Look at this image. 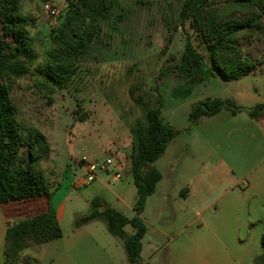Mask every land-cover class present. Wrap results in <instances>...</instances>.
I'll use <instances>...</instances> for the list:
<instances>
[{"label":"rangeland","instance_id":"rangeland-1","mask_svg":"<svg viewBox=\"0 0 264 264\" xmlns=\"http://www.w3.org/2000/svg\"><path fill=\"white\" fill-rule=\"evenodd\" d=\"M50 1L59 11L55 19L42 12L44 1H24L20 7L21 14L34 21L29 32L41 63L47 60V51L52 47L51 30L65 13L66 0ZM182 2L118 0L110 16L100 23L99 38L80 59L67 89L50 94L35 88L28 76L17 81L13 99L18 120L44 135L49 147L41 169L53 192L50 199L66 196L65 217L59 226L62 245L51 243L24 250L22 256L33 264H127L122 242L107 233L102 221L80 227L75 222L90 212L95 198L109 203L125 217L133 216L136 189L130 173L131 131L146 120L139 99L148 106L160 100L163 121L177 128L191 125V107L206 98L228 99L246 110L264 105V74L257 72L221 89L219 80L206 66L195 70L190 78L173 70L185 42L184 32L176 27ZM242 49L247 56L260 59L264 34L257 41L242 42ZM167 69L170 71L160 76ZM133 88L132 98L129 92ZM223 111L220 117L226 115ZM245 115L238 113L234 125L246 119ZM197 122L202 127L171 140L164 153L143 168L144 175L153 170L162 179L155 184V193L146 199L142 217L147 232L139 259L149 264H251L261 251L264 195L251 198L250 191L241 194L249 180L243 173L258 168L263 179L257 182L262 187L264 153L248 143L253 137L244 127L229 130L234 138L224 147L219 132V125L224 124L219 123V114ZM212 137L220 142L203 144V139ZM192 149L196 151L194 156ZM230 151L253 162L240 174L228 177L221 159ZM83 157L96 163L108 158L111 164L86 185L79 163ZM117 174L119 178L113 181ZM186 186L193 197L189 203L179 193ZM165 192H170V201L163 204ZM28 203L0 208V264L5 233L2 215L16 216L12 223L29 218L28 210L20 209H26ZM73 211L79 214L77 219ZM125 231L133 232L129 226Z\"/></svg>","mask_w":264,"mask_h":264},{"label":"trees","instance_id":"trees-1","mask_svg":"<svg viewBox=\"0 0 264 264\" xmlns=\"http://www.w3.org/2000/svg\"><path fill=\"white\" fill-rule=\"evenodd\" d=\"M24 1L34 0H0V205L46 198L47 208L6 231L3 264H32L30 258L22 256L24 250L62 237L50 203V185L41 169L49 147L44 135L18 120L13 99L17 81L28 76L35 88L50 94L67 89L80 59L98 40L100 23L118 4V0H66L62 20L51 30L52 47L47 51V60L41 63L29 32L34 21L20 11ZM263 17L264 0H183L176 27L184 32L185 42L173 70L183 78H190L195 70L206 66L212 77L224 83L257 72L264 74V54L254 59L242 49V42L257 41L264 34ZM133 92L134 88L130 89L131 97ZM137 103L145 108L146 120L138 122L131 131L130 173L136 189L133 216L125 217L108 206L99 212L97 208L103 202L95 198L90 203V212L75 222L80 227L90 221H102L107 233L122 242L127 264H143L139 255L146 228L139 215L161 177L153 170H147L144 175L143 168L157 160L179 134L163 121L160 100L151 106L142 104L140 99ZM222 109L232 114L241 110L229 100L206 98L191 107L190 126L202 117L217 115ZM246 112L249 118L258 119L264 116V105ZM127 226L133 230L130 235L125 232ZM251 264H264V230L261 251Z\"/></svg>","mask_w":264,"mask_h":264},{"label":"crops","instance_id":"crops-1","mask_svg":"<svg viewBox=\"0 0 264 264\" xmlns=\"http://www.w3.org/2000/svg\"><path fill=\"white\" fill-rule=\"evenodd\" d=\"M253 75H256V73L253 74ZM242 79H240L238 81H235V82H231V83H224V82L219 80V88H221V89L227 88L228 85H225V84H232V83L233 84H237V82H240ZM220 100H228V99H220ZM240 109H241L240 112H237L235 114H232V113H230L229 111H227L225 109H222L218 113L219 114V123L224 124V125H219V132H220L221 136H223V139H224L222 144L225 147L228 143H230L231 139L234 138L233 134L231 132H228L229 130L234 129L235 127H244V128H246V129H248L250 131V134H249L250 137H253L255 139V141H254L253 138H250L252 141H249L248 143H250V145L253 146L254 148H256L257 150L258 149L262 150V152L264 153V116H262V117H260L258 119H251V118L248 117L247 112H246L247 110L245 108H241L240 107ZM223 110H225V111H223ZM222 111L225 112L224 114H226L224 117H220V116H222L220 114V113H222ZM242 112L246 114L245 115L246 119H241V120L237 121V123H239V125H234L233 120L235 119V117L237 116L238 113H242ZM217 115L212 116V117H202V118H214ZM202 118H200V119H202ZM197 124H198V122L195 125H192V126L187 125L184 128H177V126L169 125V126L179 130V134L173 139L179 138L182 135L186 136L187 133H191L192 132V131L190 132V130H195V129H199L200 127H202V125H197ZM209 126H212V125H209ZM209 126H207V127H209ZM185 129H188V131L185 130ZM224 130H225V134H224ZM184 132H186V133H184ZM202 141H203V144H205V145L216 144L217 142H220L219 140H217L214 137L203 139ZM245 144H247V142H245ZM195 153H196L195 149H192V151H191L192 156L196 155ZM252 162L253 161L250 160L249 158L245 159L243 157V159H240V157L238 156L237 151L236 152L235 151H230L228 156L226 154H224L223 158L221 159V165H223V168L226 170L227 173H225V174L227 176H228V174H230V175H235V173H239L240 174L241 171H244L245 169L250 167ZM262 163H263V166H264V159L262 160ZM260 175L261 174L258 173V168H253L252 170H246L243 173V177H245V178H247L249 180H248V183H246V184H244L242 186V189L244 190L241 193L242 195L246 191H250L251 192V194H252L251 198L264 195V184L261 187V182L260 183L257 182L258 179H260V178L263 179V176L259 177ZM160 176L161 177H160L159 181L162 179V175L161 174H160ZM237 185L233 186L230 189V191H233L237 187ZM154 193H155V188H154L153 193L150 196H152ZM179 193H180V196H181L182 200L185 201L186 203H189L190 200H193V197L191 198V189H189L187 186L186 187H181V190L179 191ZM52 194H53V192H52ZM150 196H148V197H150ZM65 199H66V196H64L60 200H57L55 197L52 198V201L50 199V203H51V206H52V208H53V210L55 212V216H56V219L58 221L59 226H60L61 220H63L64 217H65V212H66V206H65V203H64ZM161 200H162L163 204L167 203V202L169 203V201H170V192H165V194H163V197H161ZM117 201H119V200H117ZM27 202H29V203H28V206H25L26 209L23 208V207L20 208V209L22 211H24V212H25V210H28V212L30 213L29 218L34 216L36 214V211L39 210V211H43L44 212L46 210V208H47V199L46 198L31 199V200H28ZM112 203H113V201H112ZM9 204H12V203H9ZM145 204H146V202H145ZM1 206H3V205H0V208H1ZM104 206H108V207L116 210L109 203L103 201L102 206H100L99 207L100 209L97 210V211L101 212L103 210ZM144 208H145V206H144ZM116 211L120 212L118 210H116ZM143 211H144V209H143ZM143 211H142V213H143ZM18 212H21V211H18ZM142 213L139 215V218L141 219V221L143 222V224L145 225V228H146V220L142 217ZM73 214L75 215L76 219L79 217V214H76L75 211H73ZM2 217H3V223H4V226H5V233H6V231L10 227H12L14 224L17 223V222L16 223H12L11 222V220H13V218L16 217V216H13V215H9L8 216V215L4 214V215H2ZM95 221H97V220H95ZM90 222H93V221H90ZM146 232H147V228H146ZM5 233H4V236H5ZM126 233L128 235H130L133 232L132 233L126 232ZM145 235H146V233H145ZM145 235H144V237H145ZM62 236H63V234H62ZM62 240H63V237H61L58 240L46 242V243H44L42 245H39V247L40 246H45V245H48V244H51V243H60ZM58 245H62V244L60 243ZM141 245H142V241H141ZM55 246H57V245H55ZM36 247H38V246H36ZM32 248H34V247H32ZM32 248H29V249H32ZM142 248H143V246H142ZM141 252H142V249H141ZM140 261L143 264L144 263H149L146 260H141L140 259ZM31 262L33 264L32 260H31Z\"/></svg>","mask_w":264,"mask_h":264},{"label":"built area","instance_id":"built-area-1","mask_svg":"<svg viewBox=\"0 0 264 264\" xmlns=\"http://www.w3.org/2000/svg\"><path fill=\"white\" fill-rule=\"evenodd\" d=\"M41 10L44 14H46L51 19H55L56 17L59 16V11L55 8V6L51 2L44 3L42 5ZM79 163H81L80 168H83V170H84L83 183L88 185L96 179V175L99 171L108 170V166L111 164V160L107 158L102 163H96V162L90 161V160L83 157L79 161ZM117 178H119L118 174L114 176L113 181H115Z\"/></svg>","mask_w":264,"mask_h":264}]
</instances>
